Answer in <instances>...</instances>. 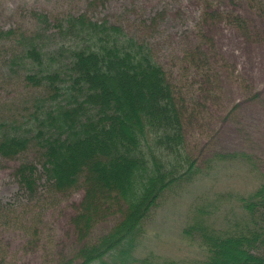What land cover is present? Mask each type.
Instances as JSON below:
<instances>
[{
    "label": "rangeland",
    "instance_id": "374dc122",
    "mask_svg": "<svg viewBox=\"0 0 264 264\" xmlns=\"http://www.w3.org/2000/svg\"><path fill=\"white\" fill-rule=\"evenodd\" d=\"M35 13L50 21L70 14L106 20L149 43L173 85L186 150L204 170L161 199L136 256L153 263L201 261L200 240L183 235L195 208L218 206L210 221L222 223L232 217L236 196L264 179V0H0V124H35L47 93L27 83L32 66L21 60L17 41L3 34L35 30L41 23ZM232 152L246 154L245 162L213 157ZM39 156L34 144L15 157L0 156V264H67L75 249L109 226L106 219L88 238L76 234L72 218L85 194L83 178L56 191L39 166L37 190L24 189L16 169L40 165Z\"/></svg>",
    "mask_w": 264,
    "mask_h": 264
},
{
    "label": "trees",
    "instance_id": "16d2710c",
    "mask_svg": "<svg viewBox=\"0 0 264 264\" xmlns=\"http://www.w3.org/2000/svg\"><path fill=\"white\" fill-rule=\"evenodd\" d=\"M35 15L41 21L35 30L3 34L17 41L21 60L32 66L27 83L47 93L39 98L35 124L1 121L0 156L15 157L33 144L39 148L40 165L16 169L29 192L37 190L39 166L56 191L71 190L83 178L85 194L72 218L80 240L110 220L67 264H180L136 256L144 224L161 199L204 170L186 150L165 69L149 43L106 20ZM245 155L213 157L217 163H244ZM235 199L232 217L219 224L210 221L218 206L195 208L183 235L198 238L206 256L190 264H264V179Z\"/></svg>",
    "mask_w": 264,
    "mask_h": 264
}]
</instances>
